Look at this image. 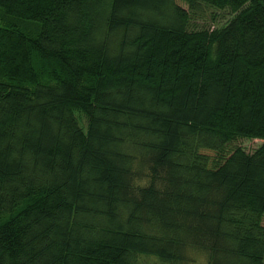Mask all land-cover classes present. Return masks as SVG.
Here are the masks:
<instances>
[{
  "label": "trees",
  "instance_id": "1",
  "mask_svg": "<svg viewBox=\"0 0 264 264\" xmlns=\"http://www.w3.org/2000/svg\"><path fill=\"white\" fill-rule=\"evenodd\" d=\"M263 216L264 0H0V264H264Z\"/></svg>",
  "mask_w": 264,
  "mask_h": 264
},
{
  "label": "rangeland",
  "instance_id": "2",
  "mask_svg": "<svg viewBox=\"0 0 264 264\" xmlns=\"http://www.w3.org/2000/svg\"><path fill=\"white\" fill-rule=\"evenodd\" d=\"M2 13V9H1ZM217 19L213 22L212 15L207 14L205 17L200 18L195 24L200 26H207L211 27L212 29L216 27L223 26L226 21L230 18V15L227 12H218L216 15ZM78 115V114H77ZM79 120L80 124L83 127L84 130H86V119L80 115ZM263 143V140L261 139H240L237 142L234 143L233 146H240L247 152H253L256 150L261 144ZM140 185H147L150 183V178L148 176H140L139 179L136 182ZM262 224L264 225V216L262 219ZM186 260L182 264H209V255L200 249H187L185 252ZM138 264H160L157 258L155 257H141L139 259Z\"/></svg>",
  "mask_w": 264,
  "mask_h": 264
}]
</instances>
